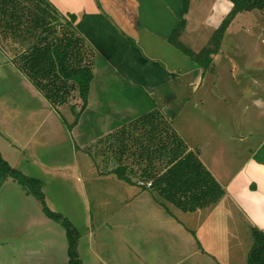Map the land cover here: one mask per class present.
Returning a JSON list of instances; mask_svg holds the SVG:
<instances>
[{
    "label": "crops",
    "instance_id": "1",
    "mask_svg": "<svg viewBox=\"0 0 264 264\" xmlns=\"http://www.w3.org/2000/svg\"><path fill=\"white\" fill-rule=\"evenodd\" d=\"M215 1L217 22L208 18L209 11L203 17L204 21L213 22L208 33L211 36L232 4L229 0ZM21 2L39 16L36 5L26 0ZM34 2L46 8L43 20L37 21L36 26L25 21L26 16L31 19L32 13L28 12L22 17L26 23L19 22L16 28L0 26V64L8 67L11 77H23L26 81L22 83V91L36 97V103L27 107L41 112L42 118H34L25 125L30 137L38 134L44 125L48 128L47 134L53 133L58 124L49 119L56 120L54 107H61L52 105L44 97L20 64L31 44L41 38L54 37L48 34L50 27L54 29V21L49 26V14L53 17L56 10L62 22L65 18L69 20V14L76 16L74 26L93 47L96 57L86 107L68 133L78 139L76 146L81 152V163L88 165L89 161L95 170L87 173L88 170L82 168L80 171L95 173L98 179L109 182L111 198L117 201V206L124 207L117 211L121 219H126L125 225L118 221L120 236L117 240L126 250L127 260L135 258L145 262L143 256L148 247H153L151 253L155 256H173L191 249L194 255L209 254L215 261V254H226L236 246L250 248L252 239L245 236L248 237L253 228L264 233V130L260 132L264 121L262 112L255 113L254 109L260 104V111H263L264 99L254 97L246 102L239 97L237 101L241 105L244 103V107L236 113L226 105L231 97L225 82L220 84V80L234 78L236 74L221 72L220 67L225 68L236 58L241 62L240 67L235 68L239 70L238 76L254 80L252 84L258 86L256 80L262 79V73L252 71H259L256 64L264 62V38L255 43L237 39L242 32L247 35L256 29L251 32L256 37L257 31L264 30L249 19L248 15L256 12L248 10L235 15L223 34L218 51L211 54V68L218 64V70L209 71L169 41L182 18L181 0ZM2 11L5 7L0 3V13ZM188 16L189 11L179 37L184 45V34L192 30ZM41 30L46 31L41 33ZM229 35L232 40L226 45L224 37ZM191 45L193 48L185 45L190 52L200 51L194 42ZM253 65L258 70L252 69ZM98 68L105 70L98 74ZM99 77L103 83L97 80ZM114 83L119 88H114ZM206 83L208 86L204 87ZM9 87L2 89L4 96H9L8 90L13 89ZM134 94L140 95L139 100ZM76 102L75 97L70 104L76 105ZM6 118L1 114L0 125L7 126L3 123ZM61 123L65 125L62 120ZM232 127L239 129L240 134L237 131L238 134L232 136ZM19 134L22 133L15 129L16 145L13 143L10 147L16 146V157L28 141H19ZM189 151L196 153L223 193L212 204L199 206L194 202L190 205L195 208L184 209L182 206H186L185 200L190 195L182 193L186 187L182 183L186 168L181 167L162 180L161 175H166V171ZM0 153L6 160L5 153L1 150ZM230 159L242 161L231 170ZM2 177L5 174L0 173V180ZM148 182H152L150 186ZM137 221L144 224L143 232L136 227ZM219 225L227 238L236 237L238 241L218 242L215 230L219 231ZM181 238L187 243H182ZM193 239L196 240L194 244Z\"/></svg>",
    "mask_w": 264,
    "mask_h": 264
},
{
    "label": "rangeland",
    "instance_id": "2",
    "mask_svg": "<svg viewBox=\"0 0 264 264\" xmlns=\"http://www.w3.org/2000/svg\"><path fill=\"white\" fill-rule=\"evenodd\" d=\"M187 8L189 11L188 21L192 26V30L187 34L185 33L182 40L185 42L186 47L193 48L191 43L194 42L196 47L201 50L205 46V42L210 39L211 35L208 33L211 29L210 24L213 25L210 20L204 21L203 17L207 16L209 11L208 18L214 19L215 22L219 18L216 1L189 0ZM230 9L231 7L229 11ZM250 10L256 12L248 15L251 23L258 25L257 28L262 26L264 29L261 10L257 8ZM186 14H184L185 22ZM185 26L180 30L176 39L183 46L185 45L179 37ZM255 30L248 32L247 35L242 32L237 39H243L247 42L251 40L253 43L259 41L260 38L263 39L264 30L257 31L256 37L255 34H251ZM231 38L230 35L225 36L224 43L227 45L232 40ZM258 50L260 51V48ZM211 64L213 63L211 62ZM211 64L208 68L209 71L218 70V64L217 67L213 68H211ZM240 65L241 62L238 59L232 58L225 65V68L220 67L221 72L236 74L234 78L220 80V84L225 82V88L231 97V101L228 99L226 105L231 106V109L236 113H239L240 107H244V103L241 105V102L237 101L239 97H243L246 102L249 98L254 97L257 100L258 98L264 99V62L256 64L259 71H252L262 73V79L258 78L256 80L259 82L256 87L259 88L252 84L254 80L243 79L238 76L239 70L235 68H239ZM256 65L251 66V68L258 70ZM4 66L5 64H0V109L6 106L7 108L0 110V118L1 114L7 117L3 121L7 126L5 124L0 125V150L3 154L5 153L6 160L10 162L13 168L19 170L24 176L38 179L41 182L40 190L46 206L67 218L77 231V251L83 264H251L248 259L250 248L243 245L230 249L226 254H215L216 261L209 254L199 253L194 255L191 249L173 256L170 254L155 256L151 253L153 247L147 248L146 254L143 256L145 262L142 259L135 258L127 260L126 250L122 248L121 242L117 240L120 236L118 223L124 222V225L126 224V219H121L117 211L123 210L124 207L117 206V201L111 198L109 182L98 179V175L95 173L85 174V171H80L83 168L84 170L87 169V173H89L93 170V166L88 160V165H83V161L81 163L79 159L81 152L78 151L76 146L78 145V139L68 133L69 124L74 120V114L69 110L68 104L63 105L64 107L60 106L59 109L54 107L57 112L55 115L57 121L52 117L49 122L53 120L55 125L58 124L59 127L56 126L53 133L49 132L47 134L48 128L44 125L40 128L38 134L30 137L29 130L25 125L33 121L34 118L41 119L42 113H38V110H30L27 107L30 103H36V97L29 96L22 91V83L26 80L23 77L20 78V76L11 77L8 67ZM97 66H103V64L97 63ZM98 70L99 74L105 68H98ZM97 80L101 83L104 82L101 77ZM106 81L110 82L111 80ZM112 86L119 88L115 83ZM207 86L208 83L204 85V87ZM7 87L13 89L8 90L9 96H4L1 91ZM100 88L103 89L104 85ZM73 96L69 97V102H72ZM139 96L134 94V98L137 100H139ZM261 108L262 105L258 104L254 109L257 110L255 113L262 112V121H264V110L260 111ZM45 113L46 111H44ZM61 120L65 125L61 123ZM15 129L22 133L17 138L19 141L22 142L28 139L17 157L16 146L13 149L10 148L11 144L15 143ZM263 130L264 126L261 127L260 132ZM237 131L239 129L232 127V136L237 135ZM27 133L29 135H26ZM255 137L254 139H256ZM237 145L236 143L235 147ZM228 161L229 168L235 170L242 159H230ZM30 190L9 175H5L0 180V264H68V239L65 227L47 217L42 209L41 200ZM111 211L115 213L112 214ZM137 222L140 226L135 224L136 227L140 232H143L144 224L140 221ZM218 229L219 231L215 230L218 232V242L230 244L231 241H238L236 237L227 238V233H222L221 225ZM250 234L245 238L251 241ZM180 241L187 243L184 238H181ZM245 241V239L242 240L243 244H245ZM250 241H248V244ZM195 242L196 240L193 239L192 243ZM159 257L162 260H159Z\"/></svg>",
    "mask_w": 264,
    "mask_h": 264
},
{
    "label": "trees",
    "instance_id": "3",
    "mask_svg": "<svg viewBox=\"0 0 264 264\" xmlns=\"http://www.w3.org/2000/svg\"><path fill=\"white\" fill-rule=\"evenodd\" d=\"M31 5L37 6L39 16L34 12H30L22 4L21 0H0L5 7V11L0 13V26L17 27L19 22H31L34 27L37 21H42L46 13L43 8L34 0H26ZM232 3L230 11L224 16L219 26L216 28L208 43L198 52H190L185 46L181 45L176 39L180 30L185 26L184 14L188 11L189 0H181L182 2V18L178 27L172 32L169 41L178 48L190 55V57L199 63L204 70L208 69L212 62V53H216L219 49L223 34L239 12L257 8L263 13L264 22V0H229ZM48 3V2H47ZM49 4V3H48ZM47 4V7L50 6ZM25 12L31 14V19L26 16V20L22 19ZM69 20L60 21V16L55 10L52 17L49 14V26L54 21V29H49L48 34L53 38L45 37L38 39L31 44L26 50V54L22 56L20 68L24 71L28 79L38 88L44 97L54 106H63L68 104L69 110L74 114V120L69 124L70 128L77 122V117L82 109L86 107L88 101L90 82L93 78V66L96 52L93 47L78 33L74 26L76 16L68 15ZM60 21V22H59ZM58 27V29H57ZM46 30H41L44 33ZM74 95V96H73ZM76 97V105L70 104L69 97ZM186 168V176L182 179V183L186 184L182 193H190L185 200L184 209L195 208L192 206L194 202L199 206L212 204L222 195L223 190L216 180L206 170L196 153L189 151L181 159L177 160L165 173L161 175V180L168 176L171 172L179 168ZM0 173L11 176L22 186L28 187L30 191L36 195L42 202V209L48 218L61 223L66 229L68 239V264H83L77 251L78 233L75 231L71 223L60 213L50 210L45 202L40 190L41 182L38 179L28 178L19 170L13 168L0 153ZM157 182H159L157 180ZM167 187H164L166 191ZM252 242L249 249V262L251 264H264V233L256 228L251 230Z\"/></svg>",
    "mask_w": 264,
    "mask_h": 264
},
{
    "label": "built area",
    "instance_id": "4",
    "mask_svg": "<svg viewBox=\"0 0 264 264\" xmlns=\"http://www.w3.org/2000/svg\"><path fill=\"white\" fill-rule=\"evenodd\" d=\"M141 184H143V182H140ZM152 182H148L147 185L150 186Z\"/></svg>",
    "mask_w": 264,
    "mask_h": 264
}]
</instances>
